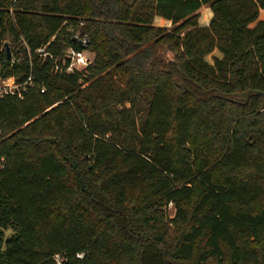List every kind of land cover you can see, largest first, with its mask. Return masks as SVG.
I'll use <instances>...</instances> for the list:
<instances>
[{
	"label": "trees",
	"instance_id": "16d2710c",
	"mask_svg": "<svg viewBox=\"0 0 264 264\" xmlns=\"http://www.w3.org/2000/svg\"><path fill=\"white\" fill-rule=\"evenodd\" d=\"M261 8L0 0V79L34 76L0 97V264H264Z\"/></svg>",
	"mask_w": 264,
	"mask_h": 264
},
{
	"label": "built area",
	"instance_id": "2783aa9c",
	"mask_svg": "<svg viewBox=\"0 0 264 264\" xmlns=\"http://www.w3.org/2000/svg\"><path fill=\"white\" fill-rule=\"evenodd\" d=\"M73 37L79 39L80 44L83 45V48L78 49L73 46L66 48L63 57L55 61V69L70 72L75 69L86 67L92 62L93 54L87 48H85L89 43V36L87 33L76 30L73 34ZM37 52L43 57L46 56L48 54L46 45H42L37 48ZM33 80V74H29L25 79L20 80L14 75L2 77L0 79V97L6 94L23 97L29 86L32 85ZM42 90H44V88H42ZM4 165V157H1L0 170L4 167ZM57 258L58 263H60L59 255H57Z\"/></svg>",
	"mask_w": 264,
	"mask_h": 264
},
{
	"label": "water",
	"instance_id": "95a60500",
	"mask_svg": "<svg viewBox=\"0 0 264 264\" xmlns=\"http://www.w3.org/2000/svg\"><path fill=\"white\" fill-rule=\"evenodd\" d=\"M4 44L6 46V50H7V53L9 55L10 54V47L8 45V41H5ZM251 93H261V94H263L262 109L264 111V91L263 90L249 88V89L241 91V92H236V95L239 98H241L242 100H246V99H248V97L250 96Z\"/></svg>",
	"mask_w": 264,
	"mask_h": 264
},
{
	"label": "rangeland",
	"instance_id": "374dc122",
	"mask_svg": "<svg viewBox=\"0 0 264 264\" xmlns=\"http://www.w3.org/2000/svg\"><path fill=\"white\" fill-rule=\"evenodd\" d=\"M128 1H131V0H128ZM204 10H205V8H203V12H204ZM206 10H208V9H206ZM203 14L204 13H202L201 16ZM200 18H201V21H202V17H200ZM259 18H262V16L260 15ZM155 23L156 24H160V25H170V22L168 20L162 18V17H157ZM219 52H220L219 50L215 49L212 53L207 55V59L212 61L213 60V55H215L216 53L221 54ZM169 214H170V216L173 215V207H172L171 202L169 203Z\"/></svg>",
	"mask_w": 264,
	"mask_h": 264
},
{
	"label": "crops",
	"instance_id": "0c3cea01",
	"mask_svg": "<svg viewBox=\"0 0 264 264\" xmlns=\"http://www.w3.org/2000/svg\"><path fill=\"white\" fill-rule=\"evenodd\" d=\"M203 8H205L204 12H203ZM208 9V10H206ZM204 13L201 17H202V24H208L209 23V20H210V17L212 16V10L211 8L209 7V5H203V7L201 8V14ZM260 15L262 16V18H264V8H261L260 10ZM165 19V18H164ZM201 20V18H200ZM220 53V52H219ZM216 55H219L218 53H216Z\"/></svg>",
	"mask_w": 264,
	"mask_h": 264
}]
</instances>
